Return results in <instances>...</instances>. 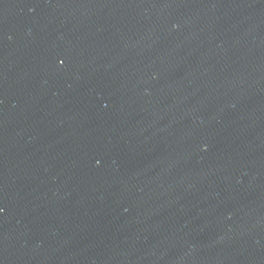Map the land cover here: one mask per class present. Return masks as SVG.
Instances as JSON below:
<instances>
[{
  "label": "water",
  "instance_id": "water-1",
  "mask_svg": "<svg viewBox=\"0 0 264 264\" xmlns=\"http://www.w3.org/2000/svg\"><path fill=\"white\" fill-rule=\"evenodd\" d=\"M0 264H264V0H0Z\"/></svg>",
  "mask_w": 264,
  "mask_h": 264
}]
</instances>
